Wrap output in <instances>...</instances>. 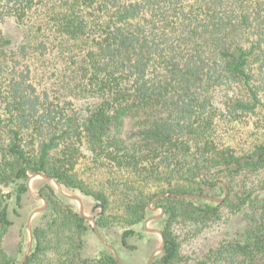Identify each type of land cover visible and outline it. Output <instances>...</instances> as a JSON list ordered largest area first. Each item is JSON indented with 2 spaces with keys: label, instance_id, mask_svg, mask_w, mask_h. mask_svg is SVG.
Instances as JSON below:
<instances>
[{
  "label": "trees",
  "instance_id": "16d2710c",
  "mask_svg": "<svg viewBox=\"0 0 264 264\" xmlns=\"http://www.w3.org/2000/svg\"><path fill=\"white\" fill-rule=\"evenodd\" d=\"M7 21L33 43L15 47ZM29 53L59 64L40 91L23 65ZM83 158L116 176L91 187L77 169ZM260 172L264 0H0V264L23 251L31 174L99 205L95 222L114 247L139 238L149 203L169 194L153 203L164 210V248L151 264H264V175L234 183ZM222 181L221 202L173 196L222 198ZM37 183L47 207L24 264L49 252V264H118L85 242L93 231L76 205ZM225 211L239 225L221 222L216 241L183 256L173 229L214 225ZM12 218L21 226L7 254Z\"/></svg>",
  "mask_w": 264,
  "mask_h": 264
},
{
  "label": "rangeland",
  "instance_id": "374dc122",
  "mask_svg": "<svg viewBox=\"0 0 264 264\" xmlns=\"http://www.w3.org/2000/svg\"><path fill=\"white\" fill-rule=\"evenodd\" d=\"M36 21H38V18ZM3 29L8 35H10L14 39V46L15 47L20 45V43L23 41V38H25V37L27 38L28 43H33V40L35 39L34 35L30 31L23 29V28L16 27L11 21H7V23L4 25ZM23 62H24L23 65H28L31 68L32 75L34 74L36 76L33 79V81H34V84L39 91L41 90V88H46V87H48V85L50 83H53L54 78H53V76H51V73H52L53 69L56 67L55 65H59L56 61L53 60L51 62H47L44 60H39L38 57L34 53H29L27 58L25 60H23ZM238 129H239V133H241L242 130L240 128H238ZM77 169H79V173L81 174L82 177H84L86 183L95 189L100 188L102 185H105V183L107 181L112 180L116 176L115 174H110V173L106 172L103 168L94 169V167L91 165V163L85 158H83L80 161L79 165L77 166ZM31 175H29V177ZM263 175H264V172L251 174V175H248L245 179L236 180V182H234V183L241 184L244 182L243 180H245L247 184L253 183L255 180L262 177ZM27 180L25 181V186H26ZM39 180H44V179L37 178V177L31 178L29 181V186H30V189L34 193H37L38 195L43 197L38 191V183L37 182H39ZM223 183L225 184V182H223ZM51 185L56 189V187L53 184H51ZM63 190L67 195L78 197L83 203L86 216L89 219H93L95 222V216L102 212L100 206L97 204L95 205L92 201H90L89 199L79 195L77 192L68 191L64 188H63ZM3 192L5 194H7V193H10V195L13 194L14 193L13 185H10L6 188H3ZM223 196H224V194H223ZM223 196H222V198H223ZM218 199H221V198H218ZM10 200H11V197H10V199H7V202L9 203ZM67 200H69V199H67ZM69 201L73 202L76 205L77 211L79 212V205L72 200H69ZM155 201L156 200L154 198L148 205V208L151 211V213L148 215V217L146 219H144L141 224H139L135 227L136 231L141 236L139 238L133 237V238L129 239L127 241L128 248L122 247L120 245H116L114 247L109 242H107L105 239H103V237L100 235L102 237V239L107 244H109L110 246H112L115 249L120 261L123 264H146L147 259L150 256V254L159 247L160 236L157 234L147 232L145 230V227H147L148 229H156L159 231H161L163 228L162 223L159 222L163 216V214L161 215V209H163V208L153 207V203ZM45 202H46V200H45ZM22 203H23V213L26 214L25 229H24L26 241L24 243L23 251L18 258L17 264H20L24 254L26 252V249H27V244H28L27 219H28L29 215L35 209H37L38 207H40L42 205V201H41V199L35 198L34 196L30 195L27 192V194H25L23 196ZM46 207H47V203H46ZM46 207H45V209H46ZM45 209L41 213L36 214L33 217L31 224H30L31 231H32L33 224L35 223V221H37V219L45 211ZM157 216H159V217L156 219L149 220L151 217H157ZM222 216H223L222 221H219L218 223H216L214 225L208 224L205 227L195 226V225H191V224H186V225L179 224V225H177L173 229V232L175 233V235L178 238V241L180 242V245H181L180 251H181L182 255L186 257V256H195L194 253H201L202 249H204L205 246L216 241V236L220 232H222L224 229V223H225V225H226V223L227 224L229 223L230 227L238 226L240 223L237 219H233L232 217L228 216L226 211L222 214ZM231 219H233V220H231ZM12 221H13V225H12V228L10 230V233L7 234L3 238V247H4L5 252L7 254H9V252L11 251V248L13 245V240L16 237L17 231H18V229H20V226H21V219L12 218ZM86 222L90 225V227L93 231L91 224L87 220H86ZM221 222H224V223H221ZM96 226H97V224H96ZM97 229H98V227H97ZM117 230L118 229L112 230V237L113 238H116L115 232ZM98 232H99V230H98ZM84 240L86 243L90 244L91 246H94L99 250L101 249V247L99 245L100 241L97 239L94 231L93 232L88 231L87 234H85V236H84ZM116 241H117V239H116ZM32 244H33V237H32L31 247H30V250H29L27 257L29 256V254L31 252ZM102 247L104 248V250H107L112 254V252L109 249H107L104 245H102ZM160 253H158L154 258L159 256ZM112 256H113V254H112ZM52 258H53V253L49 252L47 254V256L43 259V262L41 264H49L50 260Z\"/></svg>",
  "mask_w": 264,
  "mask_h": 264
},
{
  "label": "water",
  "instance_id": "95a60500",
  "mask_svg": "<svg viewBox=\"0 0 264 264\" xmlns=\"http://www.w3.org/2000/svg\"><path fill=\"white\" fill-rule=\"evenodd\" d=\"M223 169H225V168H223ZM218 170H219V169H216V170H214V171H218ZM214 171H213V172H214ZM203 173H205V172H203ZM33 177L41 178V179H44V180L48 181L49 183L53 184V185L56 187V189H57V191L60 193V195H62L63 197H65V198H67V199H69V200H72V201L76 202V203L79 205V214H80V216L83 217L85 220H87V221L91 224V226H92V228H93V231H94V233H95L97 239L100 241V243H101L102 245H104L107 249H109V250L112 252L113 257H114V259L117 261L118 264H123V263L120 261L118 255H117V252L115 251V249H114L112 246H110L109 244H107V243L102 239V237L100 236V234H99V232H98V229H97V226H96V223L94 222V220H93V219H89V218L86 216L82 201H81L78 197H76V196H70V195H67V194L64 192L63 188L61 187V185H60L59 183H57L55 180H53V179H51V178H48V177H47L46 175H44V174H32V175L28 178V180H27V182H26L27 192H28L30 195L34 196L35 198H39V199H41V201H42V205H41L40 207H38L37 209H35V210L29 215V217H28V219H27L28 244H27L26 252H25V254H24V256H23V258H22L20 264H24V263H25L26 258H27V255H28L29 250H30V247H31V242H32V231H31V227H30L31 221H32L33 217H34L36 214L41 213V212L45 209V207H46V202H45L44 198L41 197L40 195H38L37 193H34V192L30 189L29 181H30V179L33 178ZM221 184H222L223 187H224V196H223V198H221V199H216V198H212V197H205V196H197V195H177V194H173V196L178 197V198H182V199H204V200H209V201H214V202H221L224 198H226V196H227V194H228V190H227L226 185H225L223 182H221ZM167 196H169V194H165V195H162V196H157V197H155V200H158V199H161L162 197H167ZM163 212H164L163 209H161V215L163 214ZM161 215H160V216H161ZM158 217H159V216H157V217H151L149 220L156 219V218H158ZM146 222H147V221H146ZM145 230H146L147 232H150V233H153V234H157V235L160 236V245H159V247H158L156 250H154V251L150 254V256L148 257V259H147L146 264H150L151 261L153 260V258H154L158 253H160V252L163 250V248H164V237H163L162 232L159 231V230H156V229H148L147 227H145Z\"/></svg>",
  "mask_w": 264,
  "mask_h": 264
}]
</instances>
